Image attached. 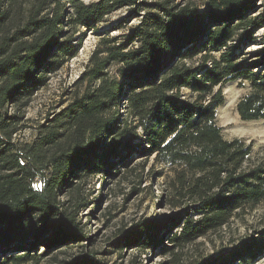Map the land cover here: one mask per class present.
I'll use <instances>...</instances> for the list:
<instances>
[{"label":"trees","instance_id":"trees-1","mask_svg":"<svg viewBox=\"0 0 264 264\" xmlns=\"http://www.w3.org/2000/svg\"><path fill=\"white\" fill-rule=\"evenodd\" d=\"M124 6L142 13L128 40L104 37L81 76L83 92L32 142L15 141L24 108L78 55L72 34ZM261 28L256 0H0V264H38L54 246L83 247L70 244L86 236L77 213L88 183L142 178L147 165L136 155L160 166L175 213L138 221L115 247L170 249L172 264L261 260L264 222L229 249L182 257L264 202V147L254 155L243 139H226L217 119L233 81L247 89L240 118L264 119V34L262 47L247 50ZM67 264L101 263L82 254Z\"/></svg>","mask_w":264,"mask_h":264},{"label":"rangeland","instance_id":"rangeland-1","mask_svg":"<svg viewBox=\"0 0 264 264\" xmlns=\"http://www.w3.org/2000/svg\"><path fill=\"white\" fill-rule=\"evenodd\" d=\"M93 1L96 0H84L85 3ZM186 1L189 0H176L180 3ZM256 10L257 13L264 12V0H256ZM140 14L133 7L124 6L107 15L95 29L82 27L72 34L76 38L75 44H79L78 55L52 74L48 83L35 93L29 105L24 108L22 120L14 135L15 141L32 142L40 135L43 125L50 123L78 93L83 92L87 84L86 81L80 82L81 76L98 44L107 36L116 38L118 42L127 41L139 23ZM263 34L264 28H261L256 34L257 40L247 47L248 51L262 47ZM246 91L247 89L239 86L238 81L227 83L223 87L224 102L217 108V119L226 139H243L252 145L253 154L256 155L264 147V119L245 121L240 118L237 102ZM138 156H134V161L141 159L138 162L147 165L142 178L126 173L116 176L97 175L88 183L87 204L77 213V222L86 236L79 239V242L70 244L80 243L83 247L54 246L51 253L44 256L38 264H67L82 254L93 255L101 264H172L175 253L170 249H119L114 246L138 221L175 213L174 208L166 204L167 190L163 188L165 178L155 174L160 166L152 169V157L143 159L137 158ZM93 186L95 188L91 190ZM65 198L67 197L61 196V199ZM263 222L264 202L234 217L219 231L187 245L183 250V261L194 254L209 255L220 249H229L233 241L253 233ZM44 251L45 247L42 245L39 252ZM254 264H264V257Z\"/></svg>","mask_w":264,"mask_h":264}]
</instances>
